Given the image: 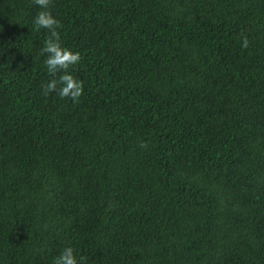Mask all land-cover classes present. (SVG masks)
<instances>
[{"label":"trees","instance_id":"16d2710c","mask_svg":"<svg viewBox=\"0 0 264 264\" xmlns=\"http://www.w3.org/2000/svg\"><path fill=\"white\" fill-rule=\"evenodd\" d=\"M48 10L83 94H43L41 9L0 0V264L68 246L85 264H264V0Z\"/></svg>","mask_w":264,"mask_h":264},{"label":"clouds","instance_id":"9594fccd","mask_svg":"<svg viewBox=\"0 0 264 264\" xmlns=\"http://www.w3.org/2000/svg\"><path fill=\"white\" fill-rule=\"evenodd\" d=\"M41 11L34 18V27L37 32L41 29L47 30L48 36L41 49L42 54H46L45 65L49 76L52 77L48 82L42 85L44 95L56 93L60 99H71L78 102L79 97L83 94V82L75 78L69 69L78 65L82 59L79 52H73L63 47L60 39L59 29L62 24L48 10L52 6L53 0H34ZM249 39L243 36L242 47H249ZM142 148L147 147L141 143ZM86 257L77 258L72 247L68 246L54 258L53 264H85Z\"/></svg>","mask_w":264,"mask_h":264}]
</instances>
